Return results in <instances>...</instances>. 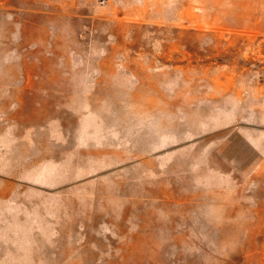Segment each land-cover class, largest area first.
Here are the masks:
<instances>
[{"label": "rangeland", "instance_id": "374dc122", "mask_svg": "<svg viewBox=\"0 0 264 264\" xmlns=\"http://www.w3.org/2000/svg\"><path fill=\"white\" fill-rule=\"evenodd\" d=\"M0 264H264V0H0Z\"/></svg>", "mask_w": 264, "mask_h": 264}]
</instances>
